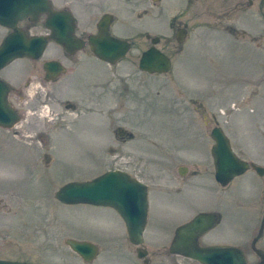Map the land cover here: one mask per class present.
I'll return each instance as SVG.
<instances>
[{
	"label": "rangeland",
	"instance_id": "rangeland-1",
	"mask_svg": "<svg viewBox=\"0 0 264 264\" xmlns=\"http://www.w3.org/2000/svg\"><path fill=\"white\" fill-rule=\"evenodd\" d=\"M239 24L237 36L195 29L181 50L187 58L174 59L165 75L143 73L136 51L116 65L83 51L75 60L61 58L67 72L59 81L47 84L42 77L20 105L14 98L23 120L0 128V260L100 264L83 262L67 240L96 242L94 220L112 212L63 205L55 195L68 182L117 169L150 183L151 218L241 213L237 196L263 180L249 172L226 188L219 185L208 136L218 122L250 153L264 147V12H245ZM168 51L177 52L173 46ZM56 55L61 49L48 45L37 66ZM28 66L25 60L11 70ZM5 73L14 79L21 72ZM118 127L130 133L121 135L128 140L117 138ZM180 167L199 174L183 179ZM121 252L110 255L113 264H125Z\"/></svg>",
	"mask_w": 264,
	"mask_h": 264
},
{
	"label": "flooded vegetation",
	"instance_id": "flooded-vegetation-1",
	"mask_svg": "<svg viewBox=\"0 0 264 264\" xmlns=\"http://www.w3.org/2000/svg\"><path fill=\"white\" fill-rule=\"evenodd\" d=\"M50 4L56 12L71 14L75 24L74 34L83 41V48L71 52L52 39L50 37L52 32L47 27L48 15H41L37 22L26 18L17 24V31L28 39L37 36L49 37L48 45H57L61 49V57L57 55L51 57L44 61L41 67L37 66V62L41 61L44 55L36 60L30 57L16 59L0 70V81L6 82L10 88L8 101L20 116L19 123L23 118L14 104V98L20 105L25 92L37 82H41L39 80H42V77L47 84L59 81L67 72V65L61 58L66 61L75 60L83 51L95 56L91 47V38L100 35V27L104 19L106 23L103 26L107 27L110 36L130 44V51L126 57L136 51L141 59L145 52L155 48L168 56L173 63L178 56L187 58L186 53L181 50L190 44L195 29L222 28L231 36H237L239 30L236 26L240 25L239 22L243 19L245 12L253 10L258 14L264 12V0H50ZM168 14V23L164 27V18ZM144 20L150 22L142 23ZM38 28H43L45 32L37 31ZM13 33H15L14 29L0 25V47ZM170 46H173L177 52H169ZM25 60L29 62L28 67H21L17 71L11 70V67ZM48 62H58L64 66L66 71L59 74L48 72L45 70ZM5 72L21 73L14 79H10ZM22 81L23 83L19 84ZM15 82L20 85L18 90L13 85ZM41 83H39L40 87H42ZM216 128L223 130L236 157L248 164V170L244 174L235 177L225 186L216 180L215 161L212 156V150L216 144L212 133ZM124 133L127 135L129 132L121 127L115 131L117 138L126 141L129 137H121ZM208 136L212 141L210 166L214 169L215 180L219 185L226 188L249 172L263 180L262 187L253 188L237 196V206L242 209L241 213L236 212L224 216L216 211H204L189 219L172 221L167 217L151 218L149 196L153 188L150 183L126 171L146 185L148 189L147 219L139 236L137 220L129 226L127 221L113 208L96 206L112 213L102 214L94 220L95 230L98 231L97 241L93 243L98 248V255L94 261L99 259L100 264H113L115 260L112 261L113 257L110 255L122 250L121 253L125 255L123 259L125 264H217L209 259V254L220 251L221 264L264 263V147L254 151L257 153H250L242 148L247 145L238 144V140L230 135L229 127L222 126L218 122ZM247 147L250 148V146ZM181 169H186L184 175L181 174ZM259 170L263 173L261 174ZM188 171L187 167L178 169L183 179L189 175L199 174V171H196L187 175ZM199 224L202 225L200 229L196 228ZM187 226H190L189 232L182 230ZM196 251L199 253L196 254Z\"/></svg>",
	"mask_w": 264,
	"mask_h": 264
},
{
	"label": "water",
	"instance_id": "water-1",
	"mask_svg": "<svg viewBox=\"0 0 264 264\" xmlns=\"http://www.w3.org/2000/svg\"><path fill=\"white\" fill-rule=\"evenodd\" d=\"M44 14L49 16L47 27L52 32L50 36L52 39L71 52L83 48V41L74 34V18L69 13L54 11L50 0H0V25L15 30V33L9 36L0 47V70L19 58L30 57L36 60L42 57L50 38L37 36L28 39L17 31V24L26 18L37 22ZM104 20L101 23L100 35L91 38V47L95 56L101 61L115 65L126 57L130 51V44L110 36L107 27L103 26L106 23ZM139 69L148 74H168L172 70V61L159 50L152 48L142 55ZM45 70L57 74L66 71L64 66L58 62H48ZM9 89L6 82L0 81V127L5 129L14 128L20 121V116L8 101ZM212 137L216 142L212 150L216 180L225 186L235 177L244 174L248 170V164L236 157L222 129H214ZM180 172L184 175L186 169H181ZM55 198L60 203L69 206L111 207L127 221L129 226L136 220L138 221L139 236L148 215L146 185L120 170L109 171L91 181L70 182L56 192ZM201 226L199 224L196 228L200 229ZM189 228L190 226H187L182 230L188 231ZM67 245L87 263L93 262L98 255V248L92 243L72 239L67 240ZM195 253L198 254L199 251ZM209 255V259L221 264L220 251ZM0 264L30 263L0 260Z\"/></svg>",
	"mask_w": 264,
	"mask_h": 264
}]
</instances>
